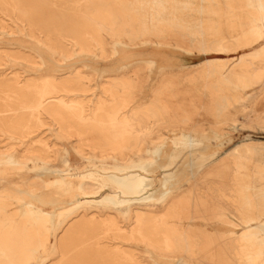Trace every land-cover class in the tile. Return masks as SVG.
<instances>
[{
    "label": "bare ground",
    "instance_id": "bare-ground-1",
    "mask_svg": "<svg viewBox=\"0 0 264 264\" xmlns=\"http://www.w3.org/2000/svg\"><path fill=\"white\" fill-rule=\"evenodd\" d=\"M0 17L12 25H0V264H264V141L243 139L219 173L194 177L220 140L200 121L264 126V109L236 100L264 92V0H0ZM170 47L226 58L175 78L154 55L92 65ZM40 129L51 141L32 144Z\"/></svg>",
    "mask_w": 264,
    "mask_h": 264
},
{
    "label": "rangeland",
    "instance_id": "rangeland-1",
    "mask_svg": "<svg viewBox=\"0 0 264 264\" xmlns=\"http://www.w3.org/2000/svg\"><path fill=\"white\" fill-rule=\"evenodd\" d=\"M71 10L67 7H56L55 5L51 3H46L44 5V13H47L51 16H54L56 18H63V17H70L73 18L75 16L71 15ZM0 25L7 26V28L11 29L12 25L10 22L7 20V18H2L0 17ZM106 36V35H103ZM15 40H19V38H16ZM21 42L24 40H20ZM106 41V48L108 51L111 53V44H110V39L108 37H105ZM15 43V42H13ZM20 42L17 41L16 45H18ZM23 45L28 47L30 44H25V41L23 42ZM0 46H8L6 42H1L0 41ZM118 49V48H117ZM118 53L114 56L109 53L108 57L105 59V62L103 63L100 60H93L92 65L94 67H97L98 69L105 67L108 70H112L118 66L120 62H124L125 64H129L135 59H144L146 57H152L156 58L158 60V65L163 68L162 70L166 73V75L175 78L180 76L181 74L189 71L190 69L194 68L201 59L207 57V58H212V57H218V58H226L225 55H215V54H210L206 56H201L198 55L194 52H187L181 48L178 47H170L168 49H157L153 51V53H150V50L148 48H129V49H118ZM244 52V51H243ZM242 53V52H239ZM150 54V55H149ZM190 55V56H189ZM170 56L174 59H176V63H171ZM235 56V55H234ZM197 57V58H196ZM192 58V59H191ZM177 64V66H174ZM157 64H154L156 67ZM145 68L147 66L143 65ZM51 68V66H49ZM48 67V69H50ZM143 67V68H144ZM82 70H86L85 67H79ZM148 70V69H147ZM106 74V73H105ZM154 75L151 74V76ZM157 75V74H156ZM262 90V87L259 83L252 84L246 87H242L236 91V100L238 103L241 105L243 109H250L254 108L255 113L259 114L261 111L264 109V92L260 94ZM148 93V89L145 86V83L142 86L141 93L139 95V98L143 97L145 94ZM195 131L199 133H203L208 137L212 136V133H214L216 136L215 138H219L220 140H215L210 139L208 142V146L204 148L203 152L206 154L211 153L214 150L216 151V156L218 158H210L208 160H203L202 162L199 163V165L194 169V177L199 179V176H203L204 174H214V173H219L220 170L223 169V160L221 159L219 155L222 154L223 151H226V149L232 148L234 145L238 144L240 141L243 139H251V140H262L264 141V126L260 125H249L247 127H239V126H233L231 124H223V125H214V126H209L205 121H200V124L195 128ZM48 130L45 129H40L36 130L33 133V136H30L33 138L32 144H38L37 141H45L49 142L51 141V136L48 135ZM162 137L164 139H168V133L166 131L162 132ZM3 137L0 136V146H3L6 144V141H3ZM221 141V142H220ZM210 143V144H209ZM218 143H221L220 147H217L216 145ZM214 144V145H213ZM212 147H209L211 146ZM209 147V148H208ZM215 147V148H214ZM223 147V148H222ZM212 148V149H211ZM225 148V149H224ZM217 149V150H216ZM220 150V151H219ZM219 151V153L217 152ZM66 159H69V156L65 155ZM216 159V160H215ZM74 163V162H70ZM76 164L81 163V161L77 162L75 161ZM96 165L99 163L96 162ZM83 166H85V163H82ZM106 167H109V163L103 164ZM81 167L78 168L80 170ZM170 170V168H168ZM194 178V179H195ZM203 180V179H202ZM192 181V179H189L188 181L186 179H180V186L181 189H184L187 184H189ZM264 182V178L262 180ZM92 215V214H91ZM195 226L197 227H205L208 230L215 229H222L225 230L227 228V225L222 224V223H217L215 225H202L199 220H195ZM218 225V226H217ZM223 226V227H222ZM214 227V228H213ZM221 227V228H220ZM226 227V228H225ZM225 228V229H224ZM222 230V231H223Z\"/></svg>",
    "mask_w": 264,
    "mask_h": 264
}]
</instances>
